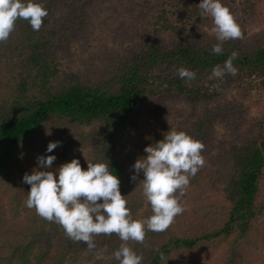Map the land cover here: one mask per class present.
I'll return each instance as SVG.
<instances>
[{"label":"trees","instance_id":"trees-1","mask_svg":"<svg viewBox=\"0 0 264 264\" xmlns=\"http://www.w3.org/2000/svg\"><path fill=\"white\" fill-rule=\"evenodd\" d=\"M36 2L48 11L41 29L34 31L28 21L18 20L7 42L0 43V188L8 204L16 198L14 191L25 187L23 176L32 174L37 157L55 155L52 165L75 158L86 170L88 162L106 163L120 180L132 218L146 220L153 213L143 196L144 174L141 171L132 181V166L147 156L146 146L163 139L169 130L184 131L205 145L201 152L205 165L190 178L180 197L192 207L184 206L167 231L146 230L143 243L128 241L127 245L142 256L141 264L185 260L188 256L182 251L210 249V243L215 251L224 245L243 255L236 264H264V126L259 135L241 134L240 143L214 152L215 125L239 122L251 106L264 102V37L227 40L222 43L223 52L215 55L212 48L217 39L208 41L200 25L183 18L171 20L160 1L149 14V37L128 44L123 62L113 71L90 61L79 70L65 62L74 60V37L89 36V27L103 7L116 6L137 16L151 0ZM209 20L213 25L210 16L198 21ZM130 33L128 29L119 35L125 39ZM233 51L239 54L233 61L238 74L225 77L238 83L240 91L212 99L209 85L222 84L219 78L209 79L212 69L223 66ZM106 52L100 48L103 58ZM97 54L93 58H99ZM181 67L194 71L196 78H180L176 70ZM169 97L192 110L182 122L168 117L164 104ZM56 141L59 146L47 152L48 144ZM81 148L91 149L92 156H82ZM227 163L222 182L217 171ZM93 239L96 248L89 250L84 242L69 239L58 224L38 216L34 208L20 215L0 206V264H36L30 257L33 249L37 250L35 260L43 262L52 258L54 247L59 253L54 264L65 262L71 251L69 264L83 257L95 264H119L114 253L125 242L116 234ZM101 252H109L110 257L96 259ZM223 261L217 256L212 264Z\"/></svg>","mask_w":264,"mask_h":264},{"label":"clouds","instance_id":"clouds-1","mask_svg":"<svg viewBox=\"0 0 264 264\" xmlns=\"http://www.w3.org/2000/svg\"><path fill=\"white\" fill-rule=\"evenodd\" d=\"M198 8L200 17L208 15L213 20L210 34L218 41L212 48L213 54L223 52V42L243 38L239 24L222 0H201ZM47 16V9L36 0H0V43L7 42L18 20L28 21L34 31H39ZM238 55L233 51L223 66L212 69L209 79L236 76L238 69L233 61ZM176 71L182 79L192 81L196 78V73L187 68ZM59 144V141L50 142L47 152H52ZM204 148L203 142L177 130H169L163 139L145 147L147 156L136 160L132 166L135 174L130 178L135 181L143 171V195L153 213L143 221L132 218L127 200L120 192V180L110 172L106 163L88 162L85 170L74 158L54 172L49 169L55 155L38 156L37 163L45 170L24 174L23 182L31 186L26 207L34 208L42 219L58 224L69 239L84 242L89 250L96 248L94 236L116 234L125 242L114 253L119 264H141L142 256L137 255L127 242L143 243L146 230L167 231L175 218L184 212L180 197L189 186L190 178L205 165V158L201 155ZM80 151L84 155L83 148ZM101 200L103 202L99 203ZM102 255V252L97 253V258Z\"/></svg>","mask_w":264,"mask_h":264},{"label":"rangeland","instance_id":"rangeland-1","mask_svg":"<svg viewBox=\"0 0 264 264\" xmlns=\"http://www.w3.org/2000/svg\"><path fill=\"white\" fill-rule=\"evenodd\" d=\"M160 1L164 4L161 9L164 8L167 11V15L171 20L178 22V18H183L186 23H192L200 25V27L208 36V41L211 38L216 39L214 35L210 34L211 29L214 27L211 21L209 20L206 23L200 22L198 20H204L208 15H205L203 18L200 17V9L196 7L199 5L201 0H154L152 5L147 4L144 9L136 16L132 11H120L116 6L113 8L103 7L98 17L93 20V23L89 27L90 34L83 33L85 29L83 28L82 36L74 37V44L71 49L75 50L74 60L65 61L66 65L72 66L75 69L82 70L85 67V64L90 61L91 63H97L100 69L102 70H114L116 66L123 62V56L126 52V46L128 44H134L136 41L141 39H147L150 35L151 29V17L149 16L151 9L156 7ZM222 3L227 6L232 14L234 15L237 23L239 24L242 32L243 38L241 40L246 41L250 37H264V0H222ZM184 4L187 6L184 10ZM254 4V5H252ZM188 10V11H186ZM61 12V11H60ZM185 13V16L182 17V14ZM66 16L65 13H63ZM134 15V16H133ZM133 26L135 31L133 30ZM191 28V27H190ZM131 30L129 37L125 36L123 39L122 34L125 30ZM118 31V32H117ZM118 34V35H117ZM100 48L107 50L106 57L100 55ZM98 53L99 58H93V55ZM101 61V62H100ZM165 72V70L163 71ZM229 77H224L220 79L222 84L219 82L209 85L210 94L212 99L217 98V96H227L231 97L236 95V91H240L237 85L229 81ZM166 113L171 120L182 122L186 117L190 115L192 111L188 105L184 103H177L174 101L173 97H169L166 103L164 104ZM262 126H264V102L256 103L254 106L250 107V110L246 113L244 119H241L239 122L236 121H223L218 122L215 125V147L214 152L216 153L222 147L230 148L235 143H240L242 140L239 138L241 134L243 136H255L259 135ZM85 131H89V127L83 128ZM77 138V134H74ZM54 136H51L54 138ZM71 138L67 137L66 141L69 142ZM93 152L91 149H87L82 153V156L88 158L92 156ZM59 164L52 165V171H56L64 162L60 161ZM228 163L222 166L221 169L217 171L219 174L218 178L223 182L222 174L227 168ZM34 170L43 171L45 169L41 168L39 165H36ZM220 172V173H219ZM58 176V173H56ZM221 174V175H220ZM217 177V176H216ZM30 185L25 183V187H22L20 190H15L13 197L16 196L10 204H8V199L3 193L2 188H0V206L2 208H7L8 212L15 214H27L31 209L26 207V200L28 196V191H30ZM144 196V195H143ZM146 199V197L144 196ZM147 200V199H146ZM180 203L186 207H192V203L186 202L184 198L180 200ZM192 210V209H191ZM193 211V210H192ZM191 211V213H192ZM190 213V214H191ZM150 240V237L147 238ZM209 248H197L195 251H182L180 254L187 255L188 257L183 260L180 259L176 262H170L169 264H212L217 256H222L224 261L223 264H236L239 258L243 255L235 254L233 251L226 248L224 245H221L215 251V244L210 243ZM153 245L147 246V248L152 247ZM188 252V253H187ZM35 254L37 250L33 249V253L30 254V257H33V262L36 264H54L53 260L55 259L58 253L57 247L53 248V252L50 253V259H46L43 262H38L35 260ZM69 255L65 259V262L62 264H69V256L72 255V251L68 253ZM180 254L178 256H180ZM110 257V253L106 252L102 255V258L107 259ZM96 259L97 256H96ZM92 261V262H91ZM88 259L83 257L80 262L76 264H95V260Z\"/></svg>","mask_w":264,"mask_h":264}]
</instances>
